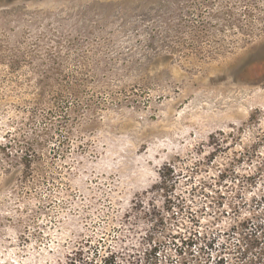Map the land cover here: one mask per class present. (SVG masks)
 Here are the masks:
<instances>
[{
  "label": "rangeland",
  "instance_id": "rangeland-1",
  "mask_svg": "<svg viewBox=\"0 0 264 264\" xmlns=\"http://www.w3.org/2000/svg\"><path fill=\"white\" fill-rule=\"evenodd\" d=\"M263 158L264 0H0V264H264Z\"/></svg>",
  "mask_w": 264,
  "mask_h": 264
},
{
  "label": "trees",
  "instance_id": "trees-1",
  "mask_svg": "<svg viewBox=\"0 0 264 264\" xmlns=\"http://www.w3.org/2000/svg\"><path fill=\"white\" fill-rule=\"evenodd\" d=\"M264 164V158H263V162ZM170 168L167 170L169 171ZM169 174V172L165 173L164 176L161 178V180L158 182L159 184L157 185V188L159 190H161L162 192H168V179H167V175ZM247 179H253L252 176L248 175ZM206 249L212 248L214 246V241L213 239H208L207 243L204 245ZM223 262V257L217 256L216 258V263L217 264H221Z\"/></svg>",
  "mask_w": 264,
  "mask_h": 264
}]
</instances>
